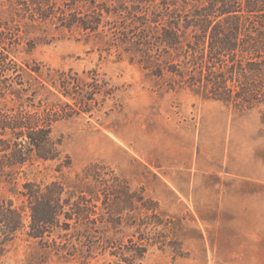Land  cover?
Listing matches in <instances>:
<instances>
[{
  "label": "rangeland",
  "instance_id": "obj_1",
  "mask_svg": "<svg viewBox=\"0 0 264 264\" xmlns=\"http://www.w3.org/2000/svg\"><path fill=\"white\" fill-rule=\"evenodd\" d=\"M104 2L106 19L120 27L165 9L163 0ZM189 2L176 0L172 12H194L198 3ZM0 16L17 20L20 44L9 57L22 67L14 82L22 100L3 101L15 113L53 114L52 136L71 159L63 170L59 161L7 167L1 198L23 207L27 182L79 189L90 166L119 178L99 191L93 218L103 222H72L34 239L24 213L25 228L3 245L0 264H128L139 254L135 264H264V103L241 107L204 90H173L172 74L153 75L138 55L111 44L104 26L89 35L32 22L15 16L10 0H0Z\"/></svg>",
  "mask_w": 264,
  "mask_h": 264
},
{
  "label": "trees",
  "instance_id": "obj_2",
  "mask_svg": "<svg viewBox=\"0 0 264 264\" xmlns=\"http://www.w3.org/2000/svg\"><path fill=\"white\" fill-rule=\"evenodd\" d=\"M184 1L187 5L189 1L197 2L198 6L190 13L172 12L176 0H163L165 9L154 12V18L147 13L139 17L137 24L120 27L117 21L106 19L112 10L99 0H10L15 16L32 22L89 35L99 32L102 26L108 28L111 44L123 45L125 51L138 55V62L153 75L163 78L172 74L169 85L173 90H204L209 98L241 107L264 103V0ZM252 17L262 21L253 22ZM16 21L0 16V175H5L7 167L13 172L35 161H59L60 170L70 168V157L62 159V143L52 136L54 115L24 110L15 113L3 101L11 94L22 100L21 90L14 89L15 79H22V67L9 57L14 44H20L11 27ZM8 72L15 74L14 79L7 77ZM32 79L39 83L38 78ZM63 87L69 96V88L65 84ZM117 181V177L105 179L100 166H90L78 177L79 189L71 190L60 181L27 182L21 192V208L0 196V226L5 235L0 250L25 228L24 213L30 218L28 234L34 239H43L59 228L69 230L72 222H103L100 215L93 218L99 214V191ZM111 195L112 207L120 209V198L115 192ZM143 206L150 209L147 203ZM136 257L140 254L128 264H135Z\"/></svg>",
  "mask_w": 264,
  "mask_h": 264
}]
</instances>
